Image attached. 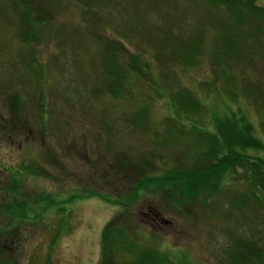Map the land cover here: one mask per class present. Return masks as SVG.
Wrapping results in <instances>:
<instances>
[{
	"label": "rangeland",
	"instance_id": "rangeland-1",
	"mask_svg": "<svg viewBox=\"0 0 264 264\" xmlns=\"http://www.w3.org/2000/svg\"><path fill=\"white\" fill-rule=\"evenodd\" d=\"M28 1L41 5L34 26L24 16ZM209 17L228 18L201 0H0V204L12 170L28 163L21 191L32 215L0 212V225L12 233L1 236L0 263L113 264L133 258L135 241L189 264H231L226 250L235 238L264 245L261 191L260 204L253 197L231 203L250 189L239 165L223 172L212 196L191 195L180 207L169 194L176 186L141 190L127 208L88 195L132 197L122 156L143 159L136 164L161 175L173 165L192 167L203 145L194 127L215 130V119L231 110L264 143V37L248 26L243 53L214 57L222 32ZM198 31L205 45L197 61L173 57L177 34L190 39ZM182 89L200 101L185 114L173 97ZM244 152L254 159L264 148ZM111 222L129 244L111 239L104 257L102 234Z\"/></svg>",
	"mask_w": 264,
	"mask_h": 264
},
{
	"label": "trees",
	"instance_id": "trees-1",
	"mask_svg": "<svg viewBox=\"0 0 264 264\" xmlns=\"http://www.w3.org/2000/svg\"><path fill=\"white\" fill-rule=\"evenodd\" d=\"M201 1L203 5L221 10L228 16V18H226L227 20L220 21V23L214 18L209 17V23L218 25L219 30L222 32L220 36L221 39L217 40V38L214 40L219 51L217 49H211L214 57L218 54L229 57L233 56V54L239 55L243 53L244 42L246 41L245 35L248 33V30H245V28L248 26L256 29L258 33L264 37V25H262V22H264V2L261 3L258 0ZM27 6L28 10L25 12L24 16L29 14V22H31L33 26L37 25L38 21H42V19H37L38 16L36 15L37 13H40L41 5L30 3V1H28ZM21 14L23 13L21 12ZM196 35V37L190 39H178V37H181L182 35L177 34L176 39L173 41V47L170 49L172 56L178 57L180 62L184 64L195 63L197 60H192V58L200 53L205 45L201 31H198ZM241 48L243 50H241ZM113 62H115V59H113ZM112 66L114 71L117 70L118 75L122 76V72L119 71L117 65L113 63ZM176 93L177 94L173 96L175 97L174 99L177 103L182 104L179 108L180 111H177L178 113L185 114L188 112L187 106L190 105L189 107L194 108V103L197 104L200 102L195 97L190 98L187 94L188 92L183 91V89ZM213 126L215 130L194 127V133L197 134L195 142H201L203 145H198L199 147L195 149L196 153L194 152V154H192L194 159L192 167L184 166L182 164L173 165L161 175L155 174L150 166L145 167L143 164H136V161L143 159L131 158L132 156H122L121 158H123V161L118 160V163L124 162L123 166L127 167L129 170V172L127 171L129 177L125 182L130 183L131 181L130 184H133V186H130L129 188L133 194L131 195L132 197L124 200L118 199V201L115 202L109 199L106 195L99 193V190L93 191L94 189H92L88 195L100 196L105 201L108 200L111 201V203L127 208L132 204V201L135 200L141 190H148L153 194L161 190L165 192L168 190L167 186H176L179 187V191L175 194H169L172 197L174 204L180 207L185 203L184 200L191 195H194L192 196L194 198L195 195H198L200 192L205 193L208 190L210 196H212L215 191L217 192V190L221 188L220 184L223 172L239 165L244 167L247 173L246 175L250 189L249 193H240L239 197L236 200L231 201V203L236 207H239L238 204L244 206L247 205L249 197H253L258 201V204H260L262 198L257 196L256 189H259L262 197H264V155L256 156L252 159L244 152V149L252 146L264 148V143L255 135L251 122L244 118L243 113H238L235 110H231L228 114L216 118ZM23 164H21V167L26 168L27 170H21V168L12 170L11 176L7 179L9 185L2 186V196L4 198L0 204V212L9 217H23L26 219L32 215H29V199L25 194L23 195V192L21 191L23 184L21 174H27L26 171L29 172V164L27 163L26 167ZM117 168H119V166H117ZM130 170L132 173H130ZM114 175L116 174L114 173ZM51 200L52 199H46L43 201L44 205L51 202ZM51 203H53V205L57 204L54 203V201ZM179 210H181V208H179ZM3 225L4 227L7 226V224ZM0 230L1 244V236L4 235L7 238L12 233L8 229H3V226L1 225ZM111 239H115L119 243L127 244L129 242V235L118 224H113V222L107 223L103 230L101 240V253L105 254L104 257H109L110 246L108 245H110V242L112 241ZM131 243L133 244L132 247ZM130 247L133 251L129 249L128 252L132 251L133 258L115 261L113 264H189L185 258L176 260L166 251L153 247L149 248L135 241L130 242L128 248ZM226 255L228 262L231 264H262L264 259V245H257L254 238L237 237L233 241V244H231V248L226 250ZM254 258L256 260L255 262ZM10 263L11 261L7 259L5 262L1 261L0 264Z\"/></svg>",
	"mask_w": 264,
	"mask_h": 264
},
{
	"label": "flooded vegetation",
	"instance_id": "flooded-vegetation-1",
	"mask_svg": "<svg viewBox=\"0 0 264 264\" xmlns=\"http://www.w3.org/2000/svg\"><path fill=\"white\" fill-rule=\"evenodd\" d=\"M162 220H163L164 222H166V221H167V220H166V219H164V218H163Z\"/></svg>",
	"mask_w": 264,
	"mask_h": 264
}]
</instances>
